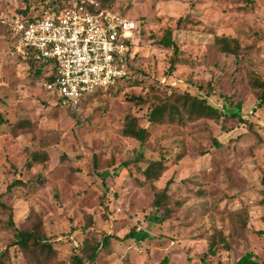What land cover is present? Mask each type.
<instances>
[{
    "label": "rangeland",
    "instance_id": "rangeland-1",
    "mask_svg": "<svg viewBox=\"0 0 264 264\" xmlns=\"http://www.w3.org/2000/svg\"><path fill=\"white\" fill-rule=\"evenodd\" d=\"M53 1L0 0V22L27 8L40 15ZM124 1L113 8L141 24L127 74L84 96L78 111L46 90L0 23V203L19 231L52 246H14L0 206V264H73L84 241L105 240L94 264H205L216 235L229 248L206 263L236 264L246 253L264 263V102L251 85L264 81V0ZM167 29L178 56L158 46ZM221 35L239 40L237 56L215 47ZM186 93L225 114L240 106V116L150 122L156 105ZM128 117L147 129L145 142L123 135ZM161 160L167 170L151 185L143 171Z\"/></svg>",
    "mask_w": 264,
    "mask_h": 264
},
{
    "label": "built area",
    "instance_id": "built-area-1",
    "mask_svg": "<svg viewBox=\"0 0 264 264\" xmlns=\"http://www.w3.org/2000/svg\"><path fill=\"white\" fill-rule=\"evenodd\" d=\"M16 40V50L37 61H50L56 79L48 92L73 111L84 96L105 91L127 74L130 47L140 22L93 1H84L58 13L43 12L34 20L1 18Z\"/></svg>",
    "mask_w": 264,
    "mask_h": 264
},
{
    "label": "trees",
    "instance_id": "trees-1",
    "mask_svg": "<svg viewBox=\"0 0 264 264\" xmlns=\"http://www.w3.org/2000/svg\"><path fill=\"white\" fill-rule=\"evenodd\" d=\"M84 1H90V0H73V2L70 3L69 6L59 7L57 5L58 1L55 0L50 4L49 6L50 8L48 9V11L51 13H58L65 8L72 7ZM93 1H95L99 5V8L110 9L113 11H116L113 8L115 5L117 4L123 5L125 2L124 0H93ZM38 16L39 15H30L28 12V8H27L25 11L21 12L19 15L17 14V15H13L12 17H7V18L10 20L21 18L23 20L32 21ZM4 28L6 32L8 33V35L10 36L13 46L15 47L16 40L15 38H13L12 31L10 30V28H7V27H4ZM158 46L166 50H173L175 56H178V53L180 52L176 42L173 39V32L170 29L165 30L163 37L158 41ZM215 47L219 50L221 54H224L226 56H230V55L237 56L241 48L238 39L233 38L231 36H226V35L215 37ZM131 50H132V45L130 47V51ZM26 57H27V60L31 68H34L35 64L38 65V69L36 70V75L43 76L44 85H46L47 83H53L55 81L56 75L54 71V65L52 62L37 61L36 59L33 58V56L30 53H27ZM178 63H179V59L177 57L171 61V72L176 69V65ZM120 80H118L117 82H119ZM165 83L166 81L163 84ZM115 84L113 86H115ZM251 85L252 87L260 91V100L264 102V81L259 80V79H254L253 81L251 80ZM113 86H111L109 89H111ZM175 86L176 85L168 84V87L170 89H174ZM100 92H104V91H100ZM52 96L57 98L53 94ZM57 100L58 102L63 104L62 99L57 98ZM139 103H143V101L140 99ZM240 110H241V107L238 106L234 110H227V113L225 114V112L222 113L217 108L212 106L209 103L207 98H202L200 96L191 95L189 93H186L184 95L173 98L171 102L160 103L159 105H156L150 113V122L163 123L167 119L170 120V122H173L175 120L174 118H177L183 121L184 115H188L190 118H211V119H219L222 116H227V114L231 116L239 117ZM6 122L7 121L0 114V126L5 124ZM147 134H148L147 129L140 127L135 117L127 118L124 130H123L124 136L134 138L143 143L146 141ZM32 159L35 162L43 161L42 156L39 154H35ZM166 170H167V166L164 163V160H161L157 162H152L143 171V175L145 177L146 182L152 185L154 182L160 179V177L164 174ZM167 192H168V186L165 188V190L161 194L156 193L155 195L156 201L154 204L155 208L161 209L163 207V201L167 197ZM0 204L2 208L7 209L10 212L8 226L9 228L15 231V235H14L15 241L13 243L14 246H19L21 249H26L29 247L30 242L33 241L34 245L38 247H42L45 250L52 251V246L47 245V243L42 244L37 239L36 234H34L33 232L19 231L15 227V224L13 221L12 209L2 203ZM89 245L90 244L88 243V241L83 242V247L79 252L81 255H75L73 257V264H86L85 261H87L88 263L94 264L96 259L99 256L100 249L108 245V240H105L102 244H98L96 246H89ZM219 246H222L225 249L229 248L228 241L222 235L220 236L216 235L213 238V240L209 243L208 252L201 258V261L205 264H208L206 263V258L208 257V255H216L215 250L219 248ZM163 262L167 263L168 261L167 259H165ZM236 264H264V263L260 262L253 253H246L238 260Z\"/></svg>",
    "mask_w": 264,
    "mask_h": 264
}]
</instances>
